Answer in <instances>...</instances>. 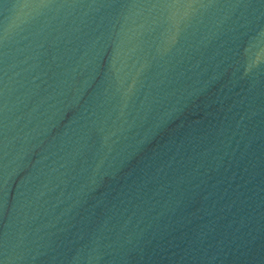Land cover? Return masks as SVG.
Here are the masks:
<instances>
[{
	"label": "water",
	"instance_id": "1",
	"mask_svg": "<svg viewBox=\"0 0 264 264\" xmlns=\"http://www.w3.org/2000/svg\"><path fill=\"white\" fill-rule=\"evenodd\" d=\"M0 264H264V0H0Z\"/></svg>",
	"mask_w": 264,
	"mask_h": 264
}]
</instances>
